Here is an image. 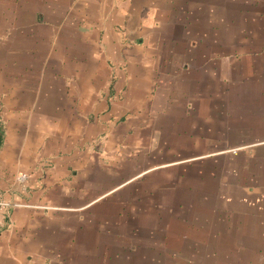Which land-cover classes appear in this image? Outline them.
Masks as SVG:
<instances>
[{
    "label": "crops",
    "instance_id": "0c3cea01",
    "mask_svg": "<svg viewBox=\"0 0 264 264\" xmlns=\"http://www.w3.org/2000/svg\"><path fill=\"white\" fill-rule=\"evenodd\" d=\"M253 161L264 0H0V264H92L220 176L217 207L264 214Z\"/></svg>",
    "mask_w": 264,
    "mask_h": 264
},
{
    "label": "rangeland",
    "instance_id": "374dc122",
    "mask_svg": "<svg viewBox=\"0 0 264 264\" xmlns=\"http://www.w3.org/2000/svg\"><path fill=\"white\" fill-rule=\"evenodd\" d=\"M82 148L98 150L99 147L96 141ZM233 152L237 155L239 150ZM262 169L259 162L251 163L252 189L261 185L264 188ZM199 183L192 181L190 186L197 187ZM197 188L209 196L195 194L183 199L184 195L178 194L175 198L182 195V206L178 208L175 202V209L170 212L156 208L139 210L138 237H115L116 233L93 237L92 264H264V214L217 207L215 189H223L221 176L204 180ZM126 213L124 210L121 214L122 220L126 219ZM110 222L111 219L108 226ZM146 224L152 225L155 233H148ZM114 230L123 234L126 227ZM105 238L107 243L101 251H106V258L100 256L99 249L100 240L103 244Z\"/></svg>",
    "mask_w": 264,
    "mask_h": 264
},
{
    "label": "built area",
    "instance_id": "2783aa9c",
    "mask_svg": "<svg viewBox=\"0 0 264 264\" xmlns=\"http://www.w3.org/2000/svg\"><path fill=\"white\" fill-rule=\"evenodd\" d=\"M0 196H1V194H0ZM0 205H1V202H0Z\"/></svg>",
    "mask_w": 264,
    "mask_h": 264
}]
</instances>
